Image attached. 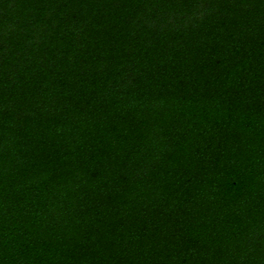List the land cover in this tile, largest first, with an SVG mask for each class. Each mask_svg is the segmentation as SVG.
<instances>
[{"label":"trees","instance_id":"obj_1","mask_svg":"<svg viewBox=\"0 0 264 264\" xmlns=\"http://www.w3.org/2000/svg\"><path fill=\"white\" fill-rule=\"evenodd\" d=\"M0 264H264V0H0Z\"/></svg>","mask_w":264,"mask_h":264}]
</instances>
